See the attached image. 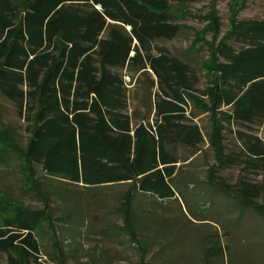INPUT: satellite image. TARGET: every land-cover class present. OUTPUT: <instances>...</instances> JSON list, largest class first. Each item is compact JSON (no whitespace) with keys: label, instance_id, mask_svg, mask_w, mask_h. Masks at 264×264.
I'll list each match as a JSON object with an SVG mask.
<instances>
[{"label":"trees","instance_id":"trees-1","mask_svg":"<svg viewBox=\"0 0 264 264\" xmlns=\"http://www.w3.org/2000/svg\"><path fill=\"white\" fill-rule=\"evenodd\" d=\"M186 1L0 0V95L29 134L19 149L0 115V158L21 152L23 176L39 195L36 166L88 188L126 185L119 210L133 233L136 194L178 198V164L190 163L205 143L190 102L212 115L213 185L233 187L217 168L264 169V138L233 129L264 123V19L235 25L217 45L214 87L201 91L196 69L157 44L179 35L173 9ZM226 129L239 151H227ZM180 147L195 151L183 159ZM234 187L264 215V182L242 177ZM47 205L32 211L0 198V250L9 264H18L17 250L25 259L39 253L35 233Z\"/></svg>","mask_w":264,"mask_h":264},{"label":"rangeland","instance_id":"rangeland-1","mask_svg":"<svg viewBox=\"0 0 264 264\" xmlns=\"http://www.w3.org/2000/svg\"><path fill=\"white\" fill-rule=\"evenodd\" d=\"M173 11L181 32L173 40L157 44L196 69L202 91L214 87L212 65L217 45L235 25L263 20L264 0H188ZM188 113H194L205 143L190 163L180 165L174 182L178 198L136 194L132 205L134 233L119 210L126 185L88 188L50 177L36 166L34 177L43 186L39 195L33 181L23 176L21 152H8V161L0 158V198L32 211L44 210L50 204L48 218L35 233L39 253L25 259L17 250L18 264H264V215L244 204L234 192L242 177L263 183L264 169L246 170L245 164L217 168V178L233 187L226 192L213 185L208 178L212 166L217 167L209 140L214 128L212 115L203 108L195 109L192 102ZM0 115L15 144L24 150L29 140L26 122L1 95ZM233 129L264 138V123L248 128L234 125ZM224 134L227 151H239L234 133L226 129ZM194 151L179 148L183 159ZM257 201L263 203L262 198ZM0 264H9L1 250Z\"/></svg>","mask_w":264,"mask_h":264},{"label":"crops","instance_id":"crops-1","mask_svg":"<svg viewBox=\"0 0 264 264\" xmlns=\"http://www.w3.org/2000/svg\"><path fill=\"white\" fill-rule=\"evenodd\" d=\"M181 148H182V147H181ZM177 153H178L179 157H180V158H182V157L180 156V153H179V148H178V151H177ZM196 156H197V155H196ZM196 156H195V157H196ZM195 157H193V158H195ZM193 158H191L189 161L193 160ZM181 163H182V162H181ZM181 163H179V164H178V166H180V165H181Z\"/></svg>","mask_w":264,"mask_h":264}]
</instances>
